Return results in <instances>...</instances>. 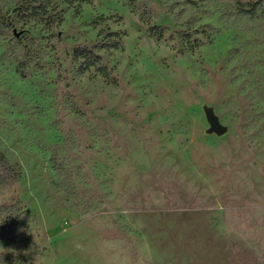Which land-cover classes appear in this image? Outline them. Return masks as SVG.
Segmentation results:
<instances>
[{
	"label": "rangeland",
	"instance_id": "obj_1",
	"mask_svg": "<svg viewBox=\"0 0 264 264\" xmlns=\"http://www.w3.org/2000/svg\"><path fill=\"white\" fill-rule=\"evenodd\" d=\"M30 1L0 0V204L26 232L0 264H264V0ZM107 31L108 75L81 69Z\"/></svg>",
	"mask_w": 264,
	"mask_h": 264
},
{
	"label": "trees",
	"instance_id": "obj_2",
	"mask_svg": "<svg viewBox=\"0 0 264 264\" xmlns=\"http://www.w3.org/2000/svg\"><path fill=\"white\" fill-rule=\"evenodd\" d=\"M68 3L74 0H65ZM90 2L91 0H81ZM35 2V3H34ZM37 2V3H36ZM49 0H31L27 6L26 10L29 9L28 15L44 17L48 11ZM47 18L52 21L56 19H61L60 14L57 12L53 14H48ZM102 19V18H100ZM98 20H93L94 24H97ZM163 27L160 25L149 26L150 35L156 38H161L163 36ZM99 33H104V29H100ZM121 35L120 31H107L104 34V40L98 44L91 47L76 46L72 51V57L75 60H79L81 63V69L86 70L91 66L96 67L97 70L101 71L103 75H108V70L105 66L100 64V55L97 53L96 49L104 48L107 50L121 48ZM186 38L190 37V34H182ZM193 48V45L189 46ZM20 172L9 163L6 155L0 150V184L12 183L14 182ZM13 205L2 203L0 204V231L2 236L10 235L14 242L26 239V232L24 228L19 225L18 220L13 215Z\"/></svg>",
	"mask_w": 264,
	"mask_h": 264
},
{
	"label": "water",
	"instance_id": "obj_3",
	"mask_svg": "<svg viewBox=\"0 0 264 264\" xmlns=\"http://www.w3.org/2000/svg\"><path fill=\"white\" fill-rule=\"evenodd\" d=\"M207 120L210 124L209 131H215L218 134H221L225 131V127L217 121L211 112L207 113Z\"/></svg>",
	"mask_w": 264,
	"mask_h": 264
}]
</instances>
